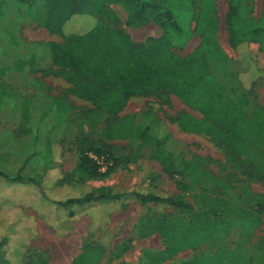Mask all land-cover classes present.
<instances>
[{
    "label": "rangeland",
    "instance_id": "374dc122",
    "mask_svg": "<svg viewBox=\"0 0 264 264\" xmlns=\"http://www.w3.org/2000/svg\"><path fill=\"white\" fill-rule=\"evenodd\" d=\"M169 1L177 7L178 19L185 27L182 34L170 30L171 49L187 56L201 44L200 34L194 31V13H199L202 3ZM234 3L238 13L264 26V0L207 1L214 7L213 16L219 23L215 38L230 61V72L238 69L235 64L239 60L227 25ZM102 5L108 14L94 19L119 32L133 46H144L165 34L155 22L130 28L122 6ZM46 10V0H0V171L10 178L21 175L40 181L43 167L55 158L62 173L71 175L69 185L75 187L79 161L93 156L100 174L86 180L85 186L137 185L167 195L180 194L192 208L131 204L126 210L101 211L97 221L84 212L70 219L65 211L60 230L55 231V222L48 224L39 214L41 210H35L49 211L39 203L34 207L37 196L24 192L25 186L7 184L8 190L19 188L20 193L12 194L14 200L9 203L18 204L23 215L27 214L29 228L0 234V264L10 259H17L12 264H75L94 247L104 250L97 264H264V140L249 145L220 143L201 131L184 129L180 114L205 118L202 108L209 99H197L191 105L172 93L167 101L156 94L132 96L117 114L99 110L87 100L77 105L76 99L84 98L73 93L75 85L52 63L50 45L63 38L39 25L38 16ZM240 47L261 74L256 79L248 76L247 86L253 87L250 99L264 107V51L253 40ZM223 68L217 63L211 71L222 76ZM70 99L79 111L73 112L76 119L67 123L58 107ZM130 115H134L132 120L126 118ZM120 119L133 126L129 132L123 130L127 136L106 139L99 135L107 121L118 124ZM82 121L86 125H81ZM146 129L148 136L143 141L138 135ZM164 132L181 143V154L162 156L157 150L152 155L149 139L162 137ZM166 143L167 149L173 145L172 140ZM174 165L183 167V172L173 174ZM18 196L22 200H16ZM173 226L177 230L173 240L180 244L196 229L206 240L198 247L186 246L167 254L174 249L173 241L167 243L161 233L168 235Z\"/></svg>",
    "mask_w": 264,
    "mask_h": 264
},
{
    "label": "trees",
    "instance_id": "16d2710c",
    "mask_svg": "<svg viewBox=\"0 0 264 264\" xmlns=\"http://www.w3.org/2000/svg\"><path fill=\"white\" fill-rule=\"evenodd\" d=\"M18 1L29 3L31 0ZM200 1L202 5L199 13H194V31L200 34L201 44L187 56H180L171 49L172 42L168 35L170 30L182 34L185 27L178 19L177 7L169 0H46L47 10L38 16V20L40 26L63 38L62 42L50 45L52 63L61 67L65 77L75 85L73 93L92 103L95 108L108 114H117L130 97L155 94L167 101L168 93H172L191 105H194L197 99H209L202 108L205 118H196L189 112L180 114L178 120L184 129L201 131L220 143L249 145L261 142L264 140V107L250 99L253 87L247 86L248 76L256 79L261 74L245 48L240 45L253 40L259 43L260 49L264 51V26L238 13L239 7L235 3L232 4L227 25L231 44L238 50L239 60L235 64L238 69L230 72V61L215 38L219 23L213 16L214 7L207 4L209 0ZM103 3L122 6L128 13V27L138 28L155 22L164 31V36L144 46L131 45L119 32L94 19L96 15L108 14ZM86 17L87 19H84ZM217 63L224 66L222 76L211 71L212 66ZM126 118L132 120L134 115ZM117 122L118 124L107 121V127L100 131L99 135L106 139L127 136L124 131H131L133 126L131 127L127 119ZM148 131L146 129L140 132L139 138L145 141ZM162 134L166 139L163 140L160 135L149 139L152 155L157 150L162 152V156L181 154L178 149L181 143L174 140L168 132ZM167 140H172L170 149L166 147ZM57 165L54 158L45 166V176L38 185L36 203L33 202L35 208L37 203L48 207L47 213L43 212L44 208L36 210H41L38 213L41 217L45 216L43 218L48 224L55 222L51 224L55 231L60 230V217L65 211L70 219L84 212L97 221L101 211L116 208L126 210L131 204H156L161 209L192 208L180 194L167 195L137 185L124 188L85 186L86 180L100 174L97 163L88 156H83L77 165L75 173L79 176V183L75 187L68 183L70 174H57ZM173 168L176 170L173 174L182 173L184 169L179 165H174ZM0 178H6L11 183H35L34 179L21 175L9 178L1 171ZM218 231L219 229L216 232ZM170 232L168 235L161 233L167 243L173 241L174 249L167 254L186 246L198 247L206 240L196 229L180 244L179 241L173 240V233L177 232L175 226ZM94 252L97 254L91 255ZM103 252V249L95 247L89 249L75 264H97ZM16 260L10 259L6 264H12L11 262Z\"/></svg>",
    "mask_w": 264,
    "mask_h": 264
},
{
    "label": "crops",
    "instance_id": "0c3cea01",
    "mask_svg": "<svg viewBox=\"0 0 264 264\" xmlns=\"http://www.w3.org/2000/svg\"><path fill=\"white\" fill-rule=\"evenodd\" d=\"M81 100L86 102L85 99H76L75 103L77 105H79L78 102L82 103ZM71 101H72V99H70L69 103H68L67 100H65L64 104H61L58 107V109L59 108L61 109L60 113H61L62 117H64L63 119H65V121H67V123H71L72 120H75L76 116L73 115V112L79 111L77 109L78 106L70 103ZM90 104L92 105V103H90ZM83 123H84V125H86L85 124L86 121H82L80 124L83 125ZM70 126H72V125L70 124ZM56 163L58 164L57 165V168H58L57 174H61L62 173L61 164H59V161L58 162L56 161ZM44 176H45V167H43V177H41L40 181H37V179H35L34 177L23 176V177H28V178L34 179L35 183H33V184L11 183L6 178H0V232H4V233L7 231H9V232L10 231L23 232L24 229L27 230L29 228L27 225V224H29V221H27V219H26L28 216L25 217L27 214L23 215L24 213L20 209L19 205L16 203H13V204L9 203V199L13 201L14 199H13L12 194L20 193L17 190V189H19L17 187H20V186L27 187V188H23V189H25V190H23L24 192L30 191L33 193V195H38V193H39L38 185L42 183ZM8 177L10 178V176H8ZM12 178H14V177H12ZM7 184H12V185L17 186V187H13L12 190H8L9 186ZM18 197H19V199H16V200H19V201L22 200L21 196H18ZM25 198L27 199V197H25ZM14 218H16V220H13ZM26 222H28V223H26ZM22 227H24V228L21 229ZM34 228L36 229V227H34V225L33 226L31 225V229L33 230Z\"/></svg>",
    "mask_w": 264,
    "mask_h": 264
},
{
    "label": "built area",
    "instance_id": "2783aa9c",
    "mask_svg": "<svg viewBox=\"0 0 264 264\" xmlns=\"http://www.w3.org/2000/svg\"><path fill=\"white\" fill-rule=\"evenodd\" d=\"M92 158H94L93 156H92ZM95 160H97L96 158H94Z\"/></svg>",
    "mask_w": 264,
    "mask_h": 264
}]
</instances>
